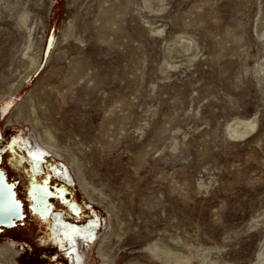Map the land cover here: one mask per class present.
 I'll return each instance as SVG.
<instances>
[{
    "label": "rangeland",
    "instance_id": "374dc122",
    "mask_svg": "<svg viewBox=\"0 0 264 264\" xmlns=\"http://www.w3.org/2000/svg\"><path fill=\"white\" fill-rule=\"evenodd\" d=\"M141 1L0 0V92L41 56L0 103V166L12 170L26 203L22 140L34 141L14 108L31 93L43 124L105 197L92 203L71 164L45 155V171L56 165L73 177L82 214L66 219L99 224L80 264H100L110 216L122 231L111 264H255L264 251V36L255 23L264 25V0H166L163 12H143L161 35L140 20ZM72 17L74 38L57 44ZM178 33L196 48L169 47ZM239 118H255L256 127L231 137L228 124ZM47 227L32 236L8 229L0 244L15 239L19 264H73ZM149 243L170 252L155 258Z\"/></svg>",
    "mask_w": 264,
    "mask_h": 264
},
{
    "label": "bare ground",
    "instance_id": "6f19581e",
    "mask_svg": "<svg viewBox=\"0 0 264 264\" xmlns=\"http://www.w3.org/2000/svg\"><path fill=\"white\" fill-rule=\"evenodd\" d=\"M73 1L75 4L78 0H73ZM167 4L168 3L166 0H142L141 3L138 4L137 12L139 14V18L143 22V24H145L148 27V30L152 32V34L154 33L157 35H161L163 32V27L162 25L161 26L156 25L155 22L152 19L147 18L143 14V12L148 11L150 13L152 12L161 13L167 8ZM105 9L113 10L114 7L111 4L109 5V7ZM28 17H29L28 12L26 10L23 11L19 15L20 23L25 24ZM259 18L260 17H258V19H256V22H255L256 29L260 31L258 36H264V25L260 26L259 24H257V22H260ZM257 26L259 28H257ZM29 30L30 28H28V32ZM73 32H74V24H73V17H72L71 19L67 21V23L64 26V29L62 30L61 35L57 37L55 42L58 44L59 41H68L69 39H72ZM172 41H174L173 44L168 45L171 48L172 46H174V48L177 47L178 50L180 49L186 52L189 51L191 48H194V49L196 48L194 44L195 40L191 36L188 37L184 34L178 33V35H176ZM195 55L196 53L191 54L190 59L191 58L194 59ZM40 58H41L40 54H38L37 57H30L29 59L31 60L30 66L29 67L27 66L28 68L26 70L20 72L16 76V78L9 84L6 90L0 92V103L3 102L4 99L6 100V98L10 94L19 92L22 85H24L25 82L29 81V79L33 75V72L38 68ZM263 63H264V60H263ZM260 69H262L261 71L264 70V68H260ZM14 112H15L14 114H17V118L18 117L22 118L31 127L34 142L33 143L29 142L27 137H24L27 143L26 152L31 154L32 156L31 159H34L36 162H41L44 160L43 155L52 154L53 156H56L59 159L66 160L69 164H71L70 167L73 173V177L76 178L77 183L79 187L81 188V190L84 192V194L89 198V200L92 203L96 202V204L97 203L100 204L102 200H99L98 196L101 194L102 195L101 198L104 199L105 197L103 195V192L97 188L94 182H92L85 176V173L81 167V164L79 162V158L77 157V155L70 148L66 146H62L58 142V139L55 136V133L51 130V128L43 124V122L41 121L40 117L37 114V108L35 106V102H34V99L31 93H28L27 96H25L23 100L15 106ZM240 126H243L246 129L247 133L248 132L250 133L256 127V119L255 118H246V119L239 118L229 123L228 129H229V134L231 135V137H236V136L241 137L244 134L243 131L237 133V131L239 130L238 128ZM174 147L175 146H173V148ZM54 168L58 172H62V173L64 172L65 175L71 181H73V177L69 174V172H66L65 170L59 167L54 166ZM107 211L108 212L110 211L109 215L112 214V210L107 209ZM56 221H58V219H56ZM107 226H108V230L105 231V234L102 236V238L100 239L96 247V254H97L98 260L100 261V264H111L112 259L114 257L113 255H114L115 246L119 245L117 243L120 242L119 240L122 236V233H121L122 231L119 232V230L116 231L114 229L113 217L112 219H111V216L110 218H108ZM85 233L87 234L89 233L92 235L93 231H91L90 228L86 227L82 229V234H85ZM160 243L161 242L159 241L157 242V244H160ZM16 245L17 243L15 239L14 241L9 240L8 242L0 244V264H19L17 261V256H18L17 251L18 250L17 251L15 250V248H17ZM146 249L155 258L159 257L162 253L164 254V257H166V253L170 252V249H166L164 252L159 251V253H156L155 252L156 247L151 243L147 245ZM71 253H72V259L74 263L80 264L79 262L80 254H79L78 248L73 246V250ZM185 258H187V256H185ZM255 264H264V251L258 254V261Z\"/></svg>",
    "mask_w": 264,
    "mask_h": 264
},
{
    "label": "flooded vegetation",
    "instance_id": "af4514ba",
    "mask_svg": "<svg viewBox=\"0 0 264 264\" xmlns=\"http://www.w3.org/2000/svg\"><path fill=\"white\" fill-rule=\"evenodd\" d=\"M22 143L26 151L27 143L24 139ZM45 155H43V158ZM25 158L29 162V180L23 192L27 202L25 203L20 199L23 218L16 221L10 228L3 227L0 233L12 229L11 232L18 231L19 235L24 234L23 232L26 231L32 236L38 231V225L41 222L47 221L48 235L50 238L62 241V246H64L65 249L63 252L64 256L67 258L69 257L71 262L75 264L71 253L73 246L77 247L79 250L84 241L88 242L95 238L99 229L97 218H89L82 223L66 219L64 216L65 213H68L73 218H80L82 214L81 206L76 200L72 199V192L69 189V182L72 183V181L64 172H58L54 167L48 168V170L45 171V158L41 162H36L34 159H31L32 156L28 152H26ZM55 167L57 166L55 165ZM11 171L12 170H9L7 167L0 166V172L4 174L9 183L14 184L16 197H19L22 194L19 192L21 188L20 185H18V179L15 180ZM56 178L60 179L61 182H58ZM25 204H27V208H25ZM56 219H58V221H56ZM86 227L93 231L92 235L89 233L82 234V229ZM19 244L20 242L18 240V245ZM19 255L21 256V251ZM32 262H34V260ZM36 263L41 264L40 261H36Z\"/></svg>",
    "mask_w": 264,
    "mask_h": 264
},
{
    "label": "water",
    "instance_id": "95a60500",
    "mask_svg": "<svg viewBox=\"0 0 264 264\" xmlns=\"http://www.w3.org/2000/svg\"><path fill=\"white\" fill-rule=\"evenodd\" d=\"M22 218V203L16 198L14 184L9 183L4 174L0 172V231L3 227H12Z\"/></svg>",
    "mask_w": 264,
    "mask_h": 264
},
{
    "label": "trees",
    "instance_id": "16d2710c",
    "mask_svg": "<svg viewBox=\"0 0 264 264\" xmlns=\"http://www.w3.org/2000/svg\"><path fill=\"white\" fill-rule=\"evenodd\" d=\"M30 264H34V263H30Z\"/></svg>",
    "mask_w": 264,
    "mask_h": 264
}]
</instances>
